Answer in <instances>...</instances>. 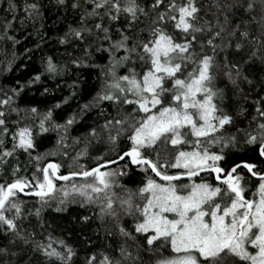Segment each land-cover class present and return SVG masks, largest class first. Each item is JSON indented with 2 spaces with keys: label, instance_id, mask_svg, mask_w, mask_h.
I'll return each mask as SVG.
<instances>
[{
  "label": "snow or ice",
  "instance_id": "snow-or-ice-1",
  "mask_svg": "<svg viewBox=\"0 0 264 264\" xmlns=\"http://www.w3.org/2000/svg\"><path fill=\"white\" fill-rule=\"evenodd\" d=\"M0 57V264H264V0H0Z\"/></svg>",
  "mask_w": 264,
  "mask_h": 264
},
{
  "label": "trees",
  "instance_id": "trees-1",
  "mask_svg": "<svg viewBox=\"0 0 264 264\" xmlns=\"http://www.w3.org/2000/svg\"><path fill=\"white\" fill-rule=\"evenodd\" d=\"M17 53H18V56L22 54L20 45H17ZM2 59L3 58L0 57V60H2ZM19 62L20 61L18 60L17 63H19ZM21 75H23V73L18 72V71H14V72H2V71H0V85L13 86L15 79H17ZM49 86H51V83ZM67 93H68V89L63 88L62 90H58L56 95L59 97L61 95H67ZM81 163H88V161L82 160Z\"/></svg>",
  "mask_w": 264,
  "mask_h": 264
}]
</instances>
